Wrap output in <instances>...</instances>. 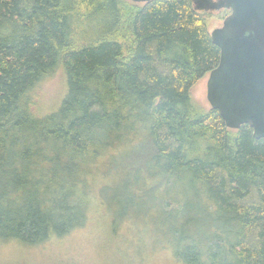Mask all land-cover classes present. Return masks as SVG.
I'll list each match as a JSON object with an SVG mask.
<instances>
[{
	"label": "trees",
	"instance_id": "trees-1",
	"mask_svg": "<svg viewBox=\"0 0 264 264\" xmlns=\"http://www.w3.org/2000/svg\"><path fill=\"white\" fill-rule=\"evenodd\" d=\"M207 17L191 0H0V241L82 227L91 180L104 207L121 176L122 215L176 261L264 264V138L190 94L220 59ZM59 69L66 93L37 115Z\"/></svg>",
	"mask_w": 264,
	"mask_h": 264
},
{
	"label": "rangeland",
	"instance_id": "rangeland-1",
	"mask_svg": "<svg viewBox=\"0 0 264 264\" xmlns=\"http://www.w3.org/2000/svg\"><path fill=\"white\" fill-rule=\"evenodd\" d=\"M206 13L209 32L220 27L229 14L223 9ZM207 79L208 74H205L190 91L193 102L203 110L210 108L206 99ZM66 89L61 69L43 79L33 93V112L45 115L56 109ZM129 163L130 160L127 165ZM113 180L117 183L112 184L115 188L111 192L106 191L103 196L104 207L111 212L108 216L97 190L99 177H95L89 184L88 216L82 227L33 246L0 241V264H181L168 251L172 246L166 243V239V242H157L162 246L153 245L155 236H151L149 230L141 231L142 223L122 215L120 210L125 207V202L121 197L127 188L119 185L121 176Z\"/></svg>",
	"mask_w": 264,
	"mask_h": 264
},
{
	"label": "water",
	"instance_id": "water-1",
	"mask_svg": "<svg viewBox=\"0 0 264 264\" xmlns=\"http://www.w3.org/2000/svg\"><path fill=\"white\" fill-rule=\"evenodd\" d=\"M146 3L153 0H130ZM200 12L227 10L222 25L210 32L220 50L208 74L206 99L229 129L247 124L264 138V0H191Z\"/></svg>",
	"mask_w": 264,
	"mask_h": 264
}]
</instances>
